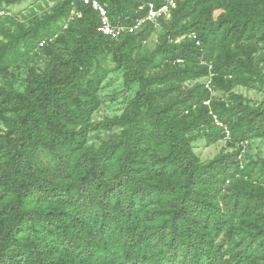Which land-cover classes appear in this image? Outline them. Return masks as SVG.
Instances as JSON below:
<instances>
[{"label":"trees","instance_id":"obj_1","mask_svg":"<svg viewBox=\"0 0 264 264\" xmlns=\"http://www.w3.org/2000/svg\"><path fill=\"white\" fill-rule=\"evenodd\" d=\"M53 1L0 16V264H264V159H242L264 101L235 91L264 93V0H177L119 39ZM96 1L135 24L165 0ZM118 71L134 97L96 122ZM99 130L118 132L89 145ZM201 139L225 147L203 162Z\"/></svg>","mask_w":264,"mask_h":264},{"label":"rangeland","instance_id":"obj_2","mask_svg":"<svg viewBox=\"0 0 264 264\" xmlns=\"http://www.w3.org/2000/svg\"><path fill=\"white\" fill-rule=\"evenodd\" d=\"M53 5V0H24L20 4L10 7L3 5L1 8V15L9 14L22 18V16H27L32 11L42 13L43 10H47ZM160 33L161 27L158 24L156 26L155 33L144 45V52H150L155 49ZM260 57H263L264 66V54L262 53ZM109 67L113 68V64H110ZM26 74L27 71L25 68L21 70V77H25ZM188 85L192 86L194 85V83H189ZM136 90V86H133L131 89H128L124 86L123 73L121 71L111 73L107 80L104 82L100 91V95L103 99V106L94 115V120L96 122H100L107 118L120 116L125 110L128 102L134 97ZM235 91L247 97L255 104H259L264 101V93L258 90L237 88ZM117 132L118 130H99L93 132L89 136V145L100 147L103 141H107L114 133ZM224 147V141L208 146L206 141L204 139H201L194 144V151L196 152L200 160L205 162L216 157ZM242 159L245 163H248L249 161L263 160L264 139H258L250 142L243 153Z\"/></svg>","mask_w":264,"mask_h":264},{"label":"built area","instance_id":"obj_3","mask_svg":"<svg viewBox=\"0 0 264 264\" xmlns=\"http://www.w3.org/2000/svg\"><path fill=\"white\" fill-rule=\"evenodd\" d=\"M61 1H65V0H61ZM78 1L83 2L86 5H91L94 8V10H96L99 13L101 19L100 31L104 35L111 36L114 39H119L125 34L135 33L143 26L145 21L157 23L160 19H168L171 15L172 10L177 5V0H165L164 3L159 7L154 4H149L148 13L145 19L138 20L135 24H127L120 22L115 23L114 21H112L106 4L100 3L99 1L96 0H78ZM75 16H79V14L73 12L70 20H72ZM43 45L44 43L41 44L40 46ZM210 84L211 82L209 81L207 83V87L211 90ZM249 144L250 142H246L244 144V148L246 149Z\"/></svg>","mask_w":264,"mask_h":264}]
</instances>
